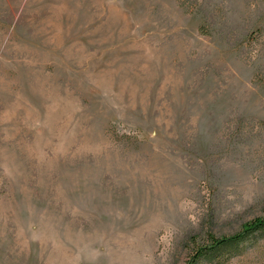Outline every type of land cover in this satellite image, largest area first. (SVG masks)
Segmentation results:
<instances>
[{
  "label": "rangeland",
  "instance_id": "obj_1",
  "mask_svg": "<svg viewBox=\"0 0 264 264\" xmlns=\"http://www.w3.org/2000/svg\"><path fill=\"white\" fill-rule=\"evenodd\" d=\"M257 218L264 0H0V264H190Z\"/></svg>",
  "mask_w": 264,
  "mask_h": 264
},
{
  "label": "trees",
  "instance_id": "obj_2",
  "mask_svg": "<svg viewBox=\"0 0 264 264\" xmlns=\"http://www.w3.org/2000/svg\"><path fill=\"white\" fill-rule=\"evenodd\" d=\"M259 232L264 233V220L261 218L248 222L243 230L235 235L223 237L210 235L209 243L198 250L190 264H194L202 258L220 259L224 255H226L225 257H232L242 251V246Z\"/></svg>",
  "mask_w": 264,
  "mask_h": 264
}]
</instances>
